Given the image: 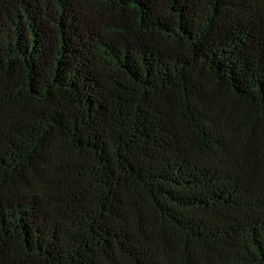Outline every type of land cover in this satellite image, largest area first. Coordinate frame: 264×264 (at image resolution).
I'll list each match as a JSON object with an SVG mask.
<instances>
[{"label":"trees","instance_id":"obj_1","mask_svg":"<svg viewBox=\"0 0 264 264\" xmlns=\"http://www.w3.org/2000/svg\"><path fill=\"white\" fill-rule=\"evenodd\" d=\"M0 264H264V0H0Z\"/></svg>","mask_w":264,"mask_h":264}]
</instances>
